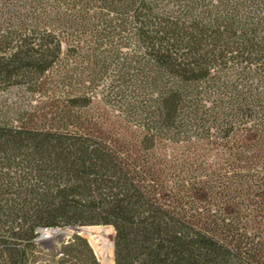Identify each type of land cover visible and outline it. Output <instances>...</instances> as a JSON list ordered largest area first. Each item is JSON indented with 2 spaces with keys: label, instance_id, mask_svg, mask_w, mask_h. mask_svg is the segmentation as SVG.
Segmentation results:
<instances>
[{
  "label": "trees",
  "instance_id": "16d2710c",
  "mask_svg": "<svg viewBox=\"0 0 264 264\" xmlns=\"http://www.w3.org/2000/svg\"><path fill=\"white\" fill-rule=\"evenodd\" d=\"M262 3L0 0V90L39 92L56 76L85 89L111 73L147 148L228 138L264 119ZM73 56L76 68L63 64ZM99 224L115 227L113 264H264V246L161 204L101 140L0 119V264H103L78 234L59 253L37 240L40 228Z\"/></svg>",
  "mask_w": 264,
  "mask_h": 264
},
{
  "label": "rangeland",
  "instance_id": "374dc122",
  "mask_svg": "<svg viewBox=\"0 0 264 264\" xmlns=\"http://www.w3.org/2000/svg\"><path fill=\"white\" fill-rule=\"evenodd\" d=\"M63 64L76 68V56L65 59ZM112 78L111 73L103 75L91 85L87 83L85 89L78 87L75 78L70 84V78L62 76H56V81L39 92L31 90L28 83L7 86L0 90V119L28 128L87 133L112 148L122 164L164 206L186 214L195 223L217 229L235 243L239 238L248 248L264 246V119L261 115L238 127L228 138L198 136L190 141L164 138L147 148L131 106L118 95V83L110 86ZM76 93L82 97L77 106L70 101ZM88 100L87 105H81ZM79 226L112 228L108 239L113 242V257L105 260L92 237L70 226L60 231L65 237L55 236L43 243L46 253H59L78 234L87 239L101 263L113 264L115 227ZM107 247L104 244L103 250H108ZM43 264L54 262L46 256Z\"/></svg>",
  "mask_w": 264,
  "mask_h": 264
},
{
  "label": "bare ground",
  "instance_id": "6f19581e",
  "mask_svg": "<svg viewBox=\"0 0 264 264\" xmlns=\"http://www.w3.org/2000/svg\"><path fill=\"white\" fill-rule=\"evenodd\" d=\"M60 231L61 230H57V233H56L57 237L65 235V233H62ZM78 231L92 237L96 241L97 246H98V250L101 252V254L105 260L113 257L112 256L113 247H114L113 242H110L108 239V235L112 233V228L107 229L105 227H100V226H95V227H90V228L80 227ZM48 241L49 240H47L45 242H48ZM104 244L108 245V247H107L108 250L107 249L103 250ZM104 248H106V247H104Z\"/></svg>",
  "mask_w": 264,
  "mask_h": 264
},
{
  "label": "built area",
  "instance_id": "2783aa9c",
  "mask_svg": "<svg viewBox=\"0 0 264 264\" xmlns=\"http://www.w3.org/2000/svg\"><path fill=\"white\" fill-rule=\"evenodd\" d=\"M66 228H69V227H64V228H60V227L40 228L39 229V234H38L37 240L40 243H44L45 241H47L49 239L52 240L57 235L56 234L57 233V230H64ZM63 237H65V235ZM61 238H59V239H61ZM60 254H62V253H60Z\"/></svg>",
  "mask_w": 264,
  "mask_h": 264
},
{
  "label": "water",
  "instance_id": "95a60500",
  "mask_svg": "<svg viewBox=\"0 0 264 264\" xmlns=\"http://www.w3.org/2000/svg\"><path fill=\"white\" fill-rule=\"evenodd\" d=\"M80 227H74L75 230H79Z\"/></svg>",
  "mask_w": 264,
  "mask_h": 264
}]
</instances>
